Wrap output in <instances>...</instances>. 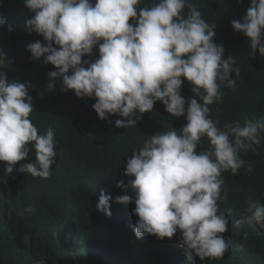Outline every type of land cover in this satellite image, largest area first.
Listing matches in <instances>:
<instances>
[{
  "label": "clouds",
  "instance_id": "clouds-1",
  "mask_svg": "<svg viewBox=\"0 0 264 264\" xmlns=\"http://www.w3.org/2000/svg\"><path fill=\"white\" fill-rule=\"evenodd\" d=\"M141 3L24 0L32 13L25 31L45 43L20 35L0 44V176L20 173L38 197L57 181L64 186L68 172L57 132L36 116L33 84L89 98L101 124L115 118L103 126L107 150L78 151L80 171L97 177L96 168L121 163L125 181L113 198L135 223L136 238L151 245L153 264H216L233 247L234 230L264 229V195L242 203L227 191L229 182L252 176L264 160V118L245 119L243 126L211 118L209 106L224 97L221 86L234 90L230 77L241 72L215 43V21H206L189 0ZM231 26L248 39L252 59L257 52L264 57V0H251ZM21 63L28 76L9 75ZM157 108L173 124L143 145L129 144L123 131ZM113 198L102 191L96 209L111 217Z\"/></svg>",
  "mask_w": 264,
  "mask_h": 264
},
{
  "label": "trees",
  "instance_id": "trees-1",
  "mask_svg": "<svg viewBox=\"0 0 264 264\" xmlns=\"http://www.w3.org/2000/svg\"><path fill=\"white\" fill-rule=\"evenodd\" d=\"M189 2L206 21H215V43L222 44L224 58L234 56L235 66L241 69L238 77L234 73L230 77L236 80L234 90L221 86L224 97L221 103L209 106L211 118L224 125L239 122L241 126L245 119L264 118V57L257 52L252 59L248 39L231 26L233 20H242L246 15L251 0ZM0 3V17L6 20V24L0 26V44L18 41L20 35L30 42L45 43L43 37L25 31V22L32 13L24 6V0H0ZM151 3L153 0H142L139 7ZM15 65L9 68L12 70L9 75L28 76L29 71L21 69L25 63ZM33 85V94L37 97L36 116L42 125L55 127L68 178L64 186L60 187L57 181L38 197L28 185H22L17 175H12L11 179L5 174L0 176V264H98L95 255L107 260L101 264H153L151 245L136 238L135 223L113 198L112 190L125 181L121 163L96 168L97 177L82 173L78 167L77 154L81 149L95 154L107 150L101 137L103 126L107 127L115 116L110 115L101 124L96 119L99 117L91 99L66 97L60 94L59 87L52 93L43 84ZM182 93L185 95L186 91ZM162 110L165 111V106ZM162 110L157 108L143 117L140 126L124 130L127 142L143 145L150 134L171 126L173 120ZM111 138L118 142L115 135ZM251 174L227 185V191L239 202L264 195L263 159L257 162ZM102 191L113 198L111 217L95 207ZM29 207L34 210L32 213L25 212ZM222 259L216 264H264V229L234 230V245Z\"/></svg>",
  "mask_w": 264,
  "mask_h": 264
},
{
  "label": "bare ground",
  "instance_id": "bare-ground-1",
  "mask_svg": "<svg viewBox=\"0 0 264 264\" xmlns=\"http://www.w3.org/2000/svg\"><path fill=\"white\" fill-rule=\"evenodd\" d=\"M15 36H17V35H15ZM15 36H14V37H15ZM21 55H23V54H21ZM20 57H21V56H20ZM28 63H29V60H28ZM0 70H2V71L5 73V67H4L1 63H0ZM16 70L18 71V68H17ZM27 70H28V69H27ZM24 162H25V161H24ZM13 174H16V175L18 176V178L20 177V176H19L20 173L13 172L12 175H13ZM12 175L10 176V179H11ZM17 192H20V190H18V191L16 190V193H17ZM20 193H21V192H20ZM29 198H31V197H29ZM87 255H89V254L87 253ZM94 259H95V260H98V264L106 263V262H107V260H100V256H98V255H95Z\"/></svg>",
  "mask_w": 264,
  "mask_h": 264
}]
</instances>
